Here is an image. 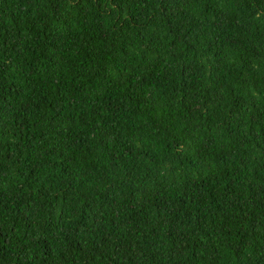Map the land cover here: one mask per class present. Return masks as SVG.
I'll return each mask as SVG.
<instances>
[{
	"label": "trees",
	"instance_id": "16d2710c",
	"mask_svg": "<svg viewBox=\"0 0 264 264\" xmlns=\"http://www.w3.org/2000/svg\"><path fill=\"white\" fill-rule=\"evenodd\" d=\"M0 264H264V0H0Z\"/></svg>",
	"mask_w": 264,
	"mask_h": 264
}]
</instances>
